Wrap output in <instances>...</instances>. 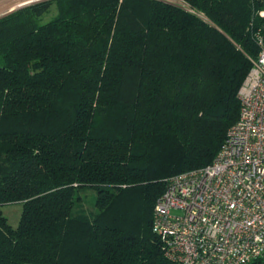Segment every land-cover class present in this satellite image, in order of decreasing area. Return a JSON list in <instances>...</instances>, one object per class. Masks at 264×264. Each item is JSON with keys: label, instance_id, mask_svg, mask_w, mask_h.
Segmentation results:
<instances>
[{"label": "trees", "instance_id": "1", "mask_svg": "<svg viewBox=\"0 0 264 264\" xmlns=\"http://www.w3.org/2000/svg\"><path fill=\"white\" fill-rule=\"evenodd\" d=\"M180 1L42 0L0 17V264H174L155 202L211 163L257 52L249 0Z\"/></svg>", "mask_w": 264, "mask_h": 264}, {"label": "built area", "instance_id": "2", "mask_svg": "<svg viewBox=\"0 0 264 264\" xmlns=\"http://www.w3.org/2000/svg\"><path fill=\"white\" fill-rule=\"evenodd\" d=\"M257 47L239 114L210 164L169 177L152 228L174 264H249L264 256V0H249Z\"/></svg>", "mask_w": 264, "mask_h": 264}, {"label": "rangeland", "instance_id": "3", "mask_svg": "<svg viewBox=\"0 0 264 264\" xmlns=\"http://www.w3.org/2000/svg\"><path fill=\"white\" fill-rule=\"evenodd\" d=\"M24 1H28V0H0V15L7 12L8 10L12 8H16L17 5L23 3ZM38 1H42V0H38ZM163 1H166L171 4H175V5H181V6H184L186 9H188V6L185 5L180 0H163ZM55 13H56V9L54 6H52L50 10L41 17V21L46 22L50 20V18ZM81 195L85 199V206L87 208H90V207L92 208V204H93V200L95 196L94 190L85 189L81 192ZM1 210L3 214L6 216L9 224H11L12 226H16L19 220L20 212H21L20 203L6 204L2 206Z\"/></svg>", "mask_w": 264, "mask_h": 264}, {"label": "water", "instance_id": "4", "mask_svg": "<svg viewBox=\"0 0 264 264\" xmlns=\"http://www.w3.org/2000/svg\"><path fill=\"white\" fill-rule=\"evenodd\" d=\"M35 2H38V0H28V1H25V2H23V3L19 4V5H17L16 8H12V9L8 10L7 12L1 14L0 17L5 16V15L11 13V12L15 11V10L18 9V8H21V7H23V6H26V5H29V4H32V3H35Z\"/></svg>", "mask_w": 264, "mask_h": 264}, {"label": "bare ground", "instance_id": "5", "mask_svg": "<svg viewBox=\"0 0 264 264\" xmlns=\"http://www.w3.org/2000/svg\"><path fill=\"white\" fill-rule=\"evenodd\" d=\"M25 2V1H24Z\"/></svg>", "mask_w": 264, "mask_h": 264}]
</instances>
